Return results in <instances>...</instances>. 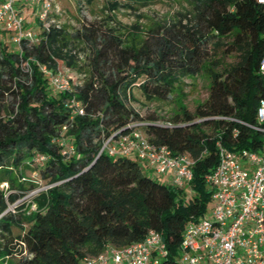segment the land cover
Masks as SVG:
<instances>
[{"label":"trees","instance_id":"16d2710c","mask_svg":"<svg viewBox=\"0 0 264 264\" xmlns=\"http://www.w3.org/2000/svg\"><path fill=\"white\" fill-rule=\"evenodd\" d=\"M153 2L109 0V10L140 11ZM107 19L75 32L52 25L36 34L39 43L24 40L18 50L0 40V186L8 185L0 188V264H82L108 246L142 242L150 231L162 234L168 252L160 264H180L186 226L205 215L212 199L205 178L218 165V144L262 149L263 5L193 0L188 23L158 25L132 39ZM62 66L83 77L67 92L53 88L42 71L56 74ZM205 67L209 95L195 111L181 107L169 119L144 118L129 105L135 93L168 101L183 78ZM73 97L86 114L72 120L67 102ZM133 124H142L153 143L194 159L191 197L149 177L138 159L100 153L104 139ZM63 138L73 154L62 153ZM37 155L47 158L42 167ZM34 172L46 189L10 210L37 188Z\"/></svg>","mask_w":264,"mask_h":264},{"label":"built area","instance_id":"2783aa9c","mask_svg":"<svg viewBox=\"0 0 264 264\" xmlns=\"http://www.w3.org/2000/svg\"><path fill=\"white\" fill-rule=\"evenodd\" d=\"M264 6V0H256ZM18 3L41 8L38 15L43 30L52 25L60 26L50 19L53 12L52 0H0V31L13 33L18 49L24 40L31 44L40 38L26 28V20ZM260 69L264 73V56ZM49 76L50 85L59 92L72 90L69 77L60 71ZM71 119L84 116L86 110L81 100L73 97L67 102ZM257 118L264 122V100L261 101ZM244 125L257 131L259 127ZM142 124H133L119 130L103 140L100 153L111 157H135L146 163L158 175L172 174L177 188L191 189L194 159L189 155H174L166 147L153 143L139 130ZM172 127L171 123H161ZM67 129L63 128V132ZM129 132H124V131ZM64 155L74 153V146L67 139L59 140ZM219 162L206 175V184L211 188L215 200L211 219L202 216L191 220L185 229L180 248V264H264V139L260 152L250 150L230 151L218 144ZM47 158L35 157V163L43 166ZM193 192V191H192ZM168 254L161 233L150 231L139 243L124 248L108 246L96 257H88L85 264H160Z\"/></svg>","mask_w":264,"mask_h":264},{"label":"rangeland","instance_id":"374dc122","mask_svg":"<svg viewBox=\"0 0 264 264\" xmlns=\"http://www.w3.org/2000/svg\"><path fill=\"white\" fill-rule=\"evenodd\" d=\"M192 1L193 0H154L148 7L140 11L123 9L111 11L109 10V0H52L53 12L50 15V19L55 20L59 26L66 27L69 32H75L83 24L110 18L106 20L110 26L115 27L120 33L132 39L134 37L145 36L149 29L158 25L166 29L171 28L174 23L179 21H182L183 24L188 23V16L192 11ZM30 6V9L25 7L24 10H21L26 20V28L30 29L34 34H39L42 32L38 19L41 8L35 5ZM13 37V33L6 32L4 34L0 31V40L11 49L18 50L17 45L12 39ZM80 58L82 62L86 59L85 55L82 53ZM233 61L234 57L227 58L228 63ZM60 72L64 76L69 77L73 88L81 84L83 77L77 72L67 69L64 66L60 68ZM209 90L210 78L205 67L198 76L194 78H183L171 92L168 101L153 100L150 102L145 100L139 93H135V99H131L129 105L144 118L156 115L169 119L178 113L181 107H185L190 111H195L199 104L207 100ZM139 130L144 132V129L141 127ZM132 159L136 160L135 157H132ZM35 165L41 166L37 163H35ZM140 165L144 172L155 181L164 185L173 184L172 174L161 176L146 163L140 161ZM30 178L36 182L37 188L30 191L29 194L21 198L16 204L10 205V210L13 211L15 206L23 202H31L40 191L46 189L39 181L37 172L32 173ZM0 188L6 191L8 185H1ZM208 189L211 191L209 186ZM186 192L189 197L193 195L190 189H186ZM214 204L215 200L211 199L204 215L205 218L211 219ZM82 264L85 263L83 262Z\"/></svg>","mask_w":264,"mask_h":264},{"label":"crops","instance_id":"0c3cea01","mask_svg":"<svg viewBox=\"0 0 264 264\" xmlns=\"http://www.w3.org/2000/svg\"><path fill=\"white\" fill-rule=\"evenodd\" d=\"M16 7L18 8V9H20V10H24V8L26 7V8H31V6L30 5H23V4H21V3H18L17 5H16ZM28 29V28H27Z\"/></svg>","mask_w":264,"mask_h":264}]
</instances>
